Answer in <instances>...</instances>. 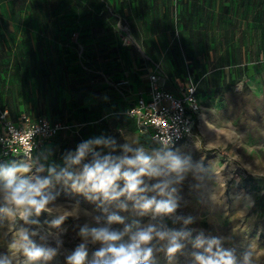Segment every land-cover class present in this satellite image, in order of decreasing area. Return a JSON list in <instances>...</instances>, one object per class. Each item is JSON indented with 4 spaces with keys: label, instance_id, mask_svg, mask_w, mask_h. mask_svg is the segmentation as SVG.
Instances as JSON below:
<instances>
[{
    "label": "rangeland",
    "instance_id": "374dc122",
    "mask_svg": "<svg viewBox=\"0 0 264 264\" xmlns=\"http://www.w3.org/2000/svg\"><path fill=\"white\" fill-rule=\"evenodd\" d=\"M223 2L217 10V0H210V9L204 10L205 0H0V104L13 117L44 115L68 126L32 159L17 155L0 162V168L29 165L28 176L50 180L44 192L52 198L39 216L29 218L35 223H25L0 194V264H29L21 244L53 253L32 264H68L81 246L85 264H93L103 245L82 236L81 229L130 228L122 240L128 243L132 234L149 226L155 231L147 245L152 249L147 264H199L196 256H207L212 239L220 241V250L232 252L235 264H264V60L257 63V54L250 53L255 69L249 75L229 71L225 86L213 88L215 55L221 52L225 58L224 46L240 39L236 12L228 0ZM200 13L206 22L197 29ZM199 47L207 61L202 68L213 75L202 92L194 136L173 150L188 164L182 179L174 173L167 177L175 212L141 214L127 196L94 199L65 183L63 172L78 174L96 158L119 163L142 150L150 157L154 151L155 160L167 152L149 135H143L145 145L134 120L124 114L133 96L129 87L146 74L148 55L170 73L164 76L169 89L183 84L193 69L194 81H200ZM189 56L193 60L185 62ZM43 71L47 75L37 80ZM84 143L95 151L73 164ZM143 179L149 189L160 182ZM118 184L122 189L123 181ZM143 195L169 198L153 191ZM113 215L122 222L109 223ZM21 231L27 242L20 240ZM173 233L181 247L169 255ZM198 239L203 246L197 247Z\"/></svg>",
    "mask_w": 264,
    "mask_h": 264
},
{
    "label": "clouds",
    "instance_id": "9594fccd",
    "mask_svg": "<svg viewBox=\"0 0 264 264\" xmlns=\"http://www.w3.org/2000/svg\"><path fill=\"white\" fill-rule=\"evenodd\" d=\"M97 145L101 141H95ZM90 143L79 146L78 153L73 164H79L89 150ZM129 151V149H125ZM124 169V170H122ZM42 171V169H39ZM188 170L186 161H182L171 151L164 155H158L155 160L144 154L142 150L137 151L133 158L125 157L119 163H113L110 157L104 159L96 158L90 164H85L78 174L63 172L61 175L65 183L71 182V187L75 191L91 193L92 198H103L105 201H113L121 196H127L129 200L135 201V207L141 214L149 211L160 215H171L176 210V203L170 198L171 193L166 190L171 183L167 179L171 174H176L181 178V173ZM29 165H13L11 167L0 168V194L4 200L14 210L15 215L25 223H35L30 221L33 215L39 216L46 209L50 196L45 195L44 190L50 185L49 179H41L36 176H28ZM157 179L160 182L153 185L151 189L144 184V177ZM61 177H57L60 179ZM119 181H123L124 186L119 188ZM119 189V190H118ZM148 191L156 192L158 196H168V199H157L156 196L148 198L143 195ZM173 191H175L173 189ZM62 219V218H61ZM122 222L118 216L109 217V223ZM187 222V221H186ZM56 224L61 220L55 221ZM131 231L125 228L124 232L110 231L107 228L89 230L87 227L81 229V235L91 236L93 242H100L103 247L95 252L93 264H147L152 256V249L147 247L153 239L155 229L152 226L143 230H138L130 236V242L123 243V237ZM163 239L166 233H156ZM178 234L173 233L170 246L167 249L169 255L175 254L181 247L177 243ZM19 238L23 242L28 241L26 232L21 231ZM202 239L197 240V247L203 246ZM220 241L212 239L208 241L205 252L207 256L197 255L199 264H235V259L231 251H222L219 248ZM24 254L27 256L29 264L41 259L48 260L53 255L50 251L21 244ZM216 251L213 252V248ZM87 253L81 246L73 255L68 258V264H85ZM248 257H245L247 262ZM4 264H8L7 261Z\"/></svg>",
    "mask_w": 264,
    "mask_h": 264
},
{
    "label": "built area",
    "instance_id": "2783aa9c",
    "mask_svg": "<svg viewBox=\"0 0 264 264\" xmlns=\"http://www.w3.org/2000/svg\"><path fill=\"white\" fill-rule=\"evenodd\" d=\"M148 58V94L132 100L124 114L135 120L141 135H149L154 144L173 153L192 134L199 117L202 106L197 83L188 74L176 93L167 90L160 62ZM66 128L63 122H53L46 116L30 118L24 113L14 121L8 109L0 105V162L17 155L32 159L45 142ZM94 151L93 147L89 149L90 153Z\"/></svg>",
    "mask_w": 264,
    "mask_h": 264
},
{
    "label": "crops",
    "instance_id": "0c3cea01",
    "mask_svg": "<svg viewBox=\"0 0 264 264\" xmlns=\"http://www.w3.org/2000/svg\"><path fill=\"white\" fill-rule=\"evenodd\" d=\"M194 2V0H191ZM206 4L203 6L204 10L210 9V7L207 5L210 3V0H205ZM233 7L234 12H236V18L238 20V23L236 24L235 22V28L237 27L236 33L239 35L240 39L239 42H237L235 45H225L224 46V54L225 58L222 57L221 52L217 53L215 55V62H213L214 67H213V74L215 78L217 79L214 89H219L225 86V83L228 82V78L230 76L229 71L239 69L243 75H249L250 72H252L255 69V63L251 62L250 60V53L257 54V60L256 62H260L264 60V0H228ZM225 2L223 0H217V10L220 8V5L222 6L221 9H223V5ZM190 11V9H189ZM191 13V12H189ZM197 20H201V24L197 29H200V27H205V19L202 13L198 14ZM199 22V21H198ZM193 29V28H191ZM195 30V29H194ZM249 37V41H247L246 38ZM204 45L205 42H199V45L202 46ZM250 44L254 45V48L252 49ZM201 48L199 47V56H198V62L200 63V67L198 68L200 71L197 72L200 81L198 80L197 83V88H198V96L200 97V104H202V92L205 90V88L209 85L207 81V77H211L213 74L209 73L212 70L210 69H205L202 68L204 65L206 66V59L201 57ZM152 58L151 56H147L148 62L149 58ZM189 60L184 58L185 62H191L193 58L189 56ZM235 58V60H233ZM153 59V58H152ZM155 60V59H153ZM220 60H226L225 63L220 62ZM158 61V60H155ZM196 61V59L194 60ZM161 64V61H158ZM189 66V65H188ZM257 68V67H256ZM151 69V63L149 62L148 65L146 66V74L143 76V79L140 81H132L131 86L129 87V90L132 92L133 96L132 100H134L137 96L142 95L146 96L148 94V79L147 75L148 72ZM162 69V67H161ZM165 69H162L163 76H167L165 74ZM188 74H192V77H195V69L191 71H187ZM167 83V79H166ZM212 81L210 86L212 85ZM165 84V88L169 91L172 92H177L179 90V85L175 84V86L172 89L168 88V85ZM200 116V114H199ZM199 117L196 121L195 128L192 132V134L183 142H181L179 145L186 144L188 141L191 140V137L194 136L195 131L197 130V123H198ZM135 123V122H134ZM136 125V123H135ZM137 127V126H136ZM138 131V130H137ZM139 133V132H138ZM139 135L142 137L143 142L145 144V136ZM146 145V144H145ZM178 145V146H179ZM151 146V145H150ZM155 146V145H153ZM161 152L164 151L161 148L159 149ZM154 153L152 156V159L154 160L156 153L154 151H151ZM159 153V152H158ZM147 156H150L151 153H147ZM104 157V156H103ZM107 157V156H105ZM104 157V158H105ZM15 159V156L12 157ZM103 158V159H104Z\"/></svg>",
    "mask_w": 264,
    "mask_h": 264
},
{
    "label": "trees",
    "instance_id": "16d2710c",
    "mask_svg": "<svg viewBox=\"0 0 264 264\" xmlns=\"http://www.w3.org/2000/svg\"><path fill=\"white\" fill-rule=\"evenodd\" d=\"M47 75V73L45 72V71H43L42 72V74H36V76H37V80H41L42 79V76L44 77V76H46ZM197 94H198V88H197ZM199 95V94H198ZM2 107H6V106H4L3 104H0ZM7 109H8V111H9V114H10V117L15 121V120H17V118L20 116H16V117H13L12 115H11V112H10V109L8 108V107H6ZM40 116H44V115H40ZM128 117V116H127ZM48 118V117H47ZM130 118V117H129ZM49 119V118H48ZM130 119H132V120H134L133 118H130ZM51 120V119H50ZM51 121H53V122H55L56 120H51ZM134 122H135V120H134ZM136 123V122H135ZM62 130H60L56 135H58L60 132H61ZM55 135V136H56ZM54 136V137H55ZM53 137V138H54ZM52 139V138H51Z\"/></svg>",
    "mask_w": 264,
    "mask_h": 264
},
{
    "label": "bare ground",
    "instance_id": "6f19581e",
    "mask_svg": "<svg viewBox=\"0 0 264 264\" xmlns=\"http://www.w3.org/2000/svg\"><path fill=\"white\" fill-rule=\"evenodd\" d=\"M201 119L203 120V122H205V115H201ZM207 119V118H206Z\"/></svg>",
    "mask_w": 264,
    "mask_h": 264
}]
</instances>
